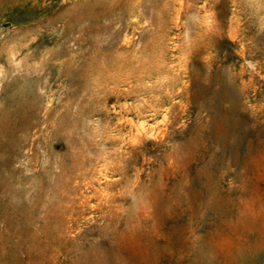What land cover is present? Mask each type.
Masks as SVG:
<instances>
[{
    "label": "rangeland",
    "instance_id": "rangeland-1",
    "mask_svg": "<svg viewBox=\"0 0 264 264\" xmlns=\"http://www.w3.org/2000/svg\"><path fill=\"white\" fill-rule=\"evenodd\" d=\"M0 264H264V0H0Z\"/></svg>",
    "mask_w": 264,
    "mask_h": 264
}]
</instances>
